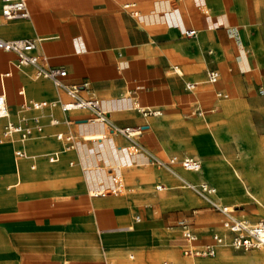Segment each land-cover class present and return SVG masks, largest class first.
Here are the masks:
<instances>
[{
	"label": "crops",
	"instance_id": "obj_1",
	"mask_svg": "<svg viewBox=\"0 0 264 264\" xmlns=\"http://www.w3.org/2000/svg\"><path fill=\"white\" fill-rule=\"evenodd\" d=\"M27 7L28 18L1 22L0 38L35 39L33 53L64 68L63 81L82 97H97L110 123L142 131L130 139L92 122L88 109L62 110L70 97L61 87L0 49L9 113L0 120V264H264V256L235 257L223 244L217 257L183 255L226 234L222 214L186 182L215 187L196 173L201 167L177 161L170 171L150 162H241L227 156L240 146L245 166L259 151L264 0H27ZM212 70L215 82L207 80ZM32 101L55 104L35 109ZM7 122L30 135L5 137ZM181 220L193 241L183 238Z\"/></svg>",
	"mask_w": 264,
	"mask_h": 264
},
{
	"label": "built area",
	"instance_id": "obj_2",
	"mask_svg": "<svg viewBox=\"0 0 264 264\" xmlns=\"http://www.w3.org/2000/svg\"><path fill=\"white\" fill-rule=\"evenodd\" d=\"M0 23L3 20H10L16 18H28L29 10L27 7V0H0ZM125 6H129L126 4ZM195 29H188L185 31V35L190 36L195 34ZM35 39L32 38H14L4 39L0 38V49L4 51L13 52L16 55L17 65H29L34 68L37 76H43L49 78L56 86L61 87L66 94L70 97L67 102L59 103L62 110L71 109H88L91 112V121L105 122L110 125V129L113 132H117L126 136L127 138L133 139L141 134L142 128L140 126H117L109 122L106 111L101 107L100 100L91 95L89 97H82L79 94V86L68 85L63 81L66 75V70L61 67L47 66L43 64L46 60L45 56H38L33 53L35 48ZM218 73L214 70L209 71L207 74V80L209 82H215L217 80ZM188 88L194 87V84H188ZM221 95V93H218ZM48 104H55V101H32L31 105L33 108H41ZM148 114H159L160 111L156 109L145 110ZM200 114V112H198ZM8 114L6 100L3 94H0V117H5ZM35 121H37L35 119ZM31 129L29 127L7 122L3 135L5 137L11 136L13 133H18L20 138L25 139L30 135ZM60 137V134L57 135ZM70 138V136H67ZM17 156H23L21 150H16ZM179 161L181 167L189 171H197L201 167V163L198 159L193 157H183L178 160L176 156H171L167 160H160L155 157L150 158V162L156 163L160 166L173 171V165ZM187 186L194 190L197 194L203 197L209 205L220 212L223 216L222 227L232 233L231 244L235 248L239 249H252L264 247V240L262 238V231H264V219L257 223H248L246 220L238 218L232 208L226 205L217 203L212 199V195L215 193V189L206 182L199 184H192L186 182ZM157 189H161L160 185L156 186ZM181 227L182 236L188 241L195 239V234L191 231L190 226L187 222L181 220L179 222ZM213 242L203 246L201 250L193 248L183 249V255L185 256H213L215 254L216 245L223 244L224 240L219 234H213Z\"/></svg>",
	"mask_w": 264,
	"mask_h": 264
},
{
	"label": "rangeland",
	"instance_id": "obj_3",
	"mask_svg": "<svg viewBox=\"0 0 264 264\" xmlns=\"http://www.w3.org/2000/svg\"><path fill=\"white\" fill-rule=\"evenodd\" d=\"M260 124L261 126H259L257 131L259 133H264V123L261 122ZM210 125L211 124H208L207 126ZM247 153V150H245V152H243L242 154V149L239 146V153L234 152L232 154H227L229 158H241V162L238 160L233 162H237L240 168L239 171L245 173L242 179L236 180V183L232 186L231 189H228L224 185H222L217 175H213L209 172L206 165L207 161H201L202 166L201 170L198 173L208 175L207 180L212 183L216 189L215 196L217 199V203L221 202L229 205V207L233 209L238 218L244 219L248 223H257L264 219V201L262 198V193H264V143L259 144V151L257 153L252 152L251 154H249L250 161L244 166L242 161L243 159H248ZM220 225L221 223L219 222V226ZM178 235L180 236V232L178 233ZM219 235L222 236L224 240L223 247L228 248V253L233 254L235 257H250V255L253 256V254L256 253L257 250L264 251V247L252 248L248 250L233 247L231 244L232 233H230L229 231H226L225 235L221 233ZM191 248L201 250L203 247L200 248L193 246ZM218 254L219 251L216 250L214 257H217ZM252 264H260V262L252 260Z\"/></svg>",
	"mask_w": 264,
	"mask_h": 264
},
{
	"label": "bare ground",
	"instance_id": "obj_4",
	"mask_svg": "<svg viewBox=\"0 0 264 264\" xmlns=\"http://www.w3.org/2000/svg\"><path fill=\"white\" fill-rule=\"evenodd\" d=\"M33 3V2H32ZM187 3V2H186ZM193 3V2H192ZM187 5V4H186ZM185 5V6H186ZM40 6V5H39ZM91 6V5H90ZM130 6V5H129ZM162 6V5H161ZM160 6V7H161ZM163 7V6H162ZM34 9V8H33ZM35 13V12H34ZM131 13V12H130ZM102 21V19H101ZM158 21V20H157ZM152 22V21H151ZM160 22V21H159ZM158 22V23H159ZM1 24V23H0ZM149 24V23H148ZM140 27V26H139ZM112 28V27H111ZM10 30V29H9ZM85 31V30H84ZM109 31V30H108ZM91 35V34H90ZM88 36V35H87ZM48 38V37H47ZM88 39V38H87ZM108 40V39H107ZM46 42V41H45ZM51 43V42H50ZM48 50V49H47ZM7 117H9V113L7 114V116L5 117H0L1 119H6ZM93 122V121H92ZM98 134V133H97ZM86 136V135H84ZM91 136V135H90ZM99 137H101L99 135ZM248 154V153H247ZM207 168L209 170V172L213 175H217V177L219 178L220 182L222 183V185H224L226 188L231 189L232 186L236 183L237 179H242L245 175L244 172L239 171V165L237 164V162H233V161H219V162H215V161H207L206 162ZM242 170V169H241ZM199 172V171H198ZM196 172V173H198ZM195 173V174H196ZM208 173V172H207ZM217 179V178H216ZM238 187V186H237ZM99 189V188H97ZM93 190V189H92ZM100 190H93L92 192H90L91 194H98L100 193ZM89 193V192H88ZM262 198L264 201V193H262ZM262 238L264 240V231H262ZM263 248V247H261ZM174 253H172L173 255ZM114 256H116L114 254ZM122 256V255H121ZM261 256H264V251L261 250H257L256 253L253 254L254 258H259ZM123 257V256H122ZM173 257V256H172ZM120 258V257H119ZM124 258V257H123Z\"/></svg>",
	"mask_w": 264,
	"mask_h": 264
}]
</instances>
